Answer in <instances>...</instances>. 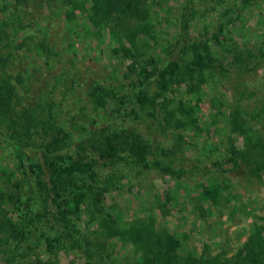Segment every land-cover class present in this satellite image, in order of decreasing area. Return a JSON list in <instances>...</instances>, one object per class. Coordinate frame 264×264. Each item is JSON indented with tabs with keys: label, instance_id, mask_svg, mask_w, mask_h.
Wrapping results in <instances>:
<instances>
[{
	"label": "rangeland",
	"instance_id": "1",
	"mask_svg": "<svg viewBox=\"0 0 264 264\" xmlns=\"http://www.w3.org/2000/svg\"><path fill=\"white\" fill-rule=\"evenodd\" d=\"M115 1L126 8L124 22L106 12L102 0H30L25 8V23L35 22L28 32L46 30L74 59V76L84 84L68 98L84 109V125L90 118L106 125L103 110L85 94L92 83L127 92L143 70L160 66L180 33L183 0ZM240 1L198 2L190 19L192 40L220 36L211 52L224 68L183 64L165 89L151 85L148 100L137 105L150 162L203 170L176 178L125 164L103 169L75 223L86 257L63 246L36 179L30 189L22 186L14 152L0 145V221L14 222L20 212L7 202L11 192L29 203L33 221L13 264H175L165 255L173 242L180 264H198L203 250L210 264H264V252L251 242L256 235L264 239V0L246 9L241 21L225 24L222 13ZM25 62L43 71L39 58L26 55ZM231 149L239 170L216 171L212 163L223 162ZM215 186L219 194L202 196ZM5 235L0 232V264L14 245Z\"/></svg>",
	"mask_w": 264,
	"mask_h": 264
},
{
	"label": "trees",
	"instance_id": "2",
	"mask_svg": "<svg viewBox=\"0 0 264 264\" xmlns=\"http://www.w3.org/2000/svg\"><path fill=\"white\" fill-rule=\"evenodd\" d=\"M201 1L206 0H183L180 33L172 50L166 52L168 55L159 67L143 70L127 92L119 93L100 82L90 85L85 94L94 108L103 110L104 127L95 118L84 125L80 118L85 115L84 109L73 107L69 101L68 93L84 84L74 76V59L51 42L46 30L28 32L35 23L30 20L25 23L24 12L30 7V0H12L0 5V145L14 152L22 186L30 189L32 178L36 179L35 185L42 191L50 215L49 222L53 223V229L67 249L88 255L78 238L75 223L94 186L99 185L103 169L125 164L140 172L158 171L176 178L203 170L177 169L169 164L150 162L147 158L150 144L137 125L141 120L137 105H144L148 100L150 86L155 84L165 89L183 64L191 70L224 68L223 62L211 52L212 43L218 42L220 36L196 42L189 35L190 19L196 3ZM240 2L222 13L225 24L241 21L245 10L257 0ZM102 4L106 12L114 11L124 22L125 7L115 0H102ZM26 55L39 58L43 71L38 72L36 67L26 63ZM29 70L33 72L28 73ZM102 131L107 133L103 140L99 137ZM236 154V150L231 149L223 162H214L212 167L222 173L239 170ZM220 192L215 186L210 191L202 190L201 194L211 198ZM92 196L100 201V193ZM7 202L20 208L14 222L8 218L0 221V232L6 233L7 242L14 243L11 256L4 259V264H13L21 246L32 235L33 221L29 203H19L18 193H9ZM255 237L259 240L254 242ZM255 237H251L253 247L258 245L264 252V239H260V235ZM177 247L178 242H173L167 249V262L181 263ZM210 262L203 250L198 264Z\"/></svg>",
	"mask_w": 264,
	"mask_h": 264
}]
</instances>
